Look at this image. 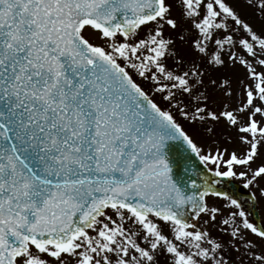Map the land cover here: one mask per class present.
<instances>
[{
  "label": "snow or ice",
  "instance_id": "6c2138e0",
  "mask_svg": "<svg viewBox=\"0 0 264 264\" xmlns=\"http://www.w3.org/2000/svg\"><path fill=\"white\" fill-rule=\"evenodd\" d=\"M0 264H264V0H0Z\"/></svg>",
  "mask_w": 264,
  "mask_h": 264
},
{
  "label": "rangeland",
  "instance_id": "374dc122",
  "mask_svg": "<svg viewBox=\"0 0 264 264\" xmlns=\"http://www.w3.org/2000/svg\"><path fill=\"white\" fill-rule=\"evenodd\" d=\"M96 42H98V41H96Z\"/></svg>",
  "mask_w": 264,
  "mask_h": 264
}]
</instances>
